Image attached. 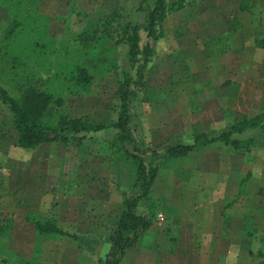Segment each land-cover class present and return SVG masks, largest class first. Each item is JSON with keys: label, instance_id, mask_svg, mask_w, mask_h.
<instances>
[{"label": "rangeland", "instance_id": "374dc122", "mask_svg": "<svg viewBox=\"0 0 264 264\" xmlns=\"http://www.w3.org/2000/svg\"><path fill=\"white\" fill-rule=\"evenodd\" d=\"M6 1H0V82L19 97L28 79L32 83L37 80L41 88L65 98L61 110L67 116L106 125L90 131L80 143L50 142L27 151L17 146L12 111L0 99V225L4 226L0 264H47L43 261V238L35 234L34 226L22 229L27 219H46L47 210L58 205L61 195L70 193L79 182L78 201L68 205L86 212L94 201L97 213L106 219L101 220V230L112 233L125 197L135 193L136 166L122 148L118 151L122 143L114 123L121 110V82L125 74L135 76L137 69L126 42L131 28L124 25L142 22L146 12L139 0ZM185 2V7L169 13L161 24L162 31L172 35L168 39L175 40L178 48L169 53L177 59L169 63L166 55L161 60L154 54L146 86L132 104L133 134L141 148L158 153L160 166L152 193L142 200L140 211L148 213L152 223H166L176 213L173 203H185L179 218L190 221L186 226L189 233L174 234L166 226L159 236L161 247L177 252L173 264H264V127L233 134L241 140H257L248 151L233 150L224 140H217L209 145L200 141L203 147L186 156L171 157L166 152L169 145L195 144V135L212 126L216 129L210 134L213 138L238 119L264 113V49L255 44L256 35L264 33V18L259 29L249 27L244 67L228 74L218 64H209L205 45L209 36L222 29L215 24L219 21L213 19L215 14L221 21L237 13L236 0ZM215 2L229 6L214 9ZM19 9L23 16H36L43 24L37 34L40 29L45 31L43 41L51 48L45 56H33L24 43L32 41L34 32L19 39L6 35L5 29ZM85 30H96L88 46L81 37ZM141 35L142 45L150 41L145 31ZM161 41L152 43L155 52ZM104 49L110 61L101 63ZM164 60L168 64H163ZM114 61L116 67L110 68ZM186 61L193 65L188 67ZM69 64H80L93 75L85 89L79 88V94L70 92L69 84L52 78L58 67ZM214 82L224 84L211 89ZM252 165L256 169H251ZM92 185L94 191L89 194L86 190ZM216 187L221 189L220 197L214 198ZM226 188L231 190L226 192ZM223 197L227 198L221 202ZM15 224L20 231H15ZM83 236L71 238L86 249L89 243ZM107 237V233L100 235V245ZM109 251L110 247L94 264L105 262Z\"/></svg>", "mask_w": 264, "mask_h": 264}, {"label": "trees", "instance_id": "16d2710c", "mask_svg": "<svg viewBox=\"0 0 264 264\" xmlns=\"http://www.w3.org/2000/svg\"><path fill=\"white\" fill-rule=\"evenodd\" d=\"M6 4L8 1L0 0ZM13 1V0H12ZM140 8L145 11L144 20L136 25H124L130 27L131 34L128 35L126 42L129 44L134 62L137 63L135 76L125 74L120 85L121 110L119 117L114 123L118 130L117 138L122 143L118 149L131 157L136 166L135 193L127 195L124 199V209L117 219L113 232L108 235L107 240L110 243L111 251L101 264H123V258L126 252L132 248L152 225V218L148 213L139 210L142 200L149 196L150 190L159 173V164L157 162L158 153L150 148L143 149L133 134L132 129V104L136 99L138 92L142 91L147 83V71L151 57L154 56L152 43L160 40L164 32L161 24L166 16L187 5L185 0H139ZM20 2V0H18ZM240 9L249 14L252 27L259 29L263 21V11L261 0H241ZM16 13L10 24L6 27L5 33L10 38L19 39L27 33L34 32L32 41L25 40L33 56H45L49 53L48 45L43 41L46 38L44 30L40 29L37 34V28L43 26L38 17L33 15L23 16L22 10ZM145 31L150 41L142 45L141 32ZM96 30H85L83 37L85 45L95 39ZM248 28L240 16H234L227 22V28L219 35L215 36L207 45L213 55H224L228 53H244L247 49L244 45L248 39ZM255 37V44L258 48L264 49V33L260 31ZM37 34V35H36ZM263 35V36H261ZM24 37V36H23ZM104 49L103 56L99 59L101 63L110 61ZM27 59L30 56H26ZM28 65V64H27ZM24 64V66H27ZM115 61L110 68H115ZM60 84H69L70 92L79 94V88H86L93 80V75L89 69L80 64H69L64 68L58 67L56 74L52 76ZM42 80L41 78H39ZM27 87L22 96L13 95L10 90L0 82V99L3 103L9 104L12 111L13 125L18 132L16 141L20 148L32 151L45 143L62 142L68 144L71 141L83 142L90 131H99L106 125L101 123L88 124L82 118H71L61 110L64 99L61 94L55 95L50 89L41 88L36 80H27ZM63 111V112H61ZM57 115V116H56ZM54 116V117H53ZM264 127V113L249 119L240 120L222 131L219 136L209 138L207 133L196 136L195 144H179L177 146L169 145L166 152L171 157L186 156L194 150L200 141L205 143L225 140L234 150H250V146L257 142L250 138L241 140L234 138L233 134L242 133L250 128ZM126 146V147H125ZM127 146L130 148L127 149ZM149 153V157H148ZM36 229L44 235L68 236L78 239V235L65 231L53 222L35 221ZM4 226L0 225L2 234Z\"/></svg>", "mask_w": 264, "mask_h": 264}, {"label": "crops", "instance_id": "0c3cea01", "mask_svg": "<svg viewBox=\"0 0 264 264\" xmlns=\"http://www.w3.org/2000/svg\"><path fill=\"white\" fill-rule=\"evenodd\" d=\"M228 6L229 5H226V4L220 5V3L215 2L212 7L214 9L219 8L220 10H222V9H226ZM236 6H237L238 12L235 14L229 15V17L227 16L226 18H223V20H221V21H220V19H218V14H215L213 19L219 20L217 22L215 21V24L220 25L222 27V29L218 33L209 36V39H208L209 42L207 41L206 45H205L206 48H207V45L211 42V40L215 36L219 35L222 31H224L227 28L228 20L234 16H240L243 19V21L246 24L248 31H249V27L252 26L249 14L240 9L241 0H236ZM261 7H262V11H263V18H264V0H261ZM167 17H168V15L166 16V18ZM211 22H214V21H211ZM262 24H263V21H262ZM170 36H172V35H166L164 33L163 37L161 38L162 39L161 46H160V48H158L159 51L155 52V56H156V58L161 57V60H163L162 57H164V55H166L167 60L170 61L169 63H172V60L174 61V59H177V58H175V56L169 52H173L174 48H178V47L175 45V40L170 41L168 39ZM195 44H196V41H195ZM244 45H245V43H244ZM207 50L209 51V53H208L206 58L209 60L208 61L209 64H211V66L213 64H218V66L221 69H223L224 72H227L228 74L238 72L241 68L244 67V55H243V53L238 52V53H228V54H224V55H213L211 49H207ZM170 55H171V57H168ZM180 59H182V57ZM166 63H167V61L163 62V64H166ZM163 64H159L157 66H161ZM187 64H188V62H187ZM191 65H193V64L192 63L188 64V67ZM151 67H152V63L149 66V68L151 69ZM212 69H215V66H213V68H211V70ZM219 71L222 72L221 70H219ZM208 75L211 77L210 72H208ZM211 79L214 80L215 78L211 77ZM223 84L224 83H222L221 85L218 86L217 83L214 82L213 86H215V87H213L211 89L222 88ZM243 119L244 118L238 119L234 123H236L240 120H243ZM234 123H232L231 125H233ZM231 125H229V126H231ZM215 130L216 129L213 128V126H212L208 132L204 131L202 133H207L209 138H212V137H210V134H212V132H214ZM202 133H199V134H202ZM199 134L195 135V140H196V136ZM224 142H225V140H224ZM212 143H214V142L207 143V145L212 144ZM45 144H47V143H45ZM201 147H203V146H200L198 144V145H196L195 149L192 151L198 150ZM230 148H232V147L230 146ZM192 151H190L188 154H190ZM236 151H238V150H236ZM243 151H248V150H243ZM250 168L256 169V166L252 165ZM155 181H154V183H155ZM154 183H153V185H154ZM68 184H71V183H68ZM74 185H75V189L71 190L70 193H68L67 195H61L58 205L52 206V204H51V206H52L51 210H47V212L45 213L46 219L42 220V219L30 218V219H27L28 221H26V223L23 224L22 229H28L29 226H31V227L34 226L33 231L35 232V234H39L38 236L43 238V239H40V240L44 241V243L41 244V246L43 247V261H45L47 264H89V263L94 264V262L96 260L101 259V256L103 255L102 253H104L108 247H110V250H111L112 246H110V243L108 240H105V242H103V244L100 245V239H99L100 235L107 233V236H108L111 233L109 232L110 229H106V233L104 232L103 229L101 230V224H102L101 222L102 221L104 222L106 219H104L105 216L102 217L97 213L99 209L96 208V205H94V201H91V206H92V207H90L91 210L87 211L88 210L87 209L86 212L84 210H81V208L77 209V211H75L74 207H71L68 205V203L73 204V203L77 202L78 201L77 197L80 196V192H81L80 185H82V184H80L78 182V183H74ZM153 185H152V188H153ZM152 188L150 190L149 196L146 199H148L150 197V195L152 193ZM220 190L221 189L219 187H216V189L212 190V194H213L214 198L220 197V195H219ZM228 190H231V188H229V189L226 188L225 191L227 192ZM235 190L236 189H234L233 191H235ZM93 191H94L93 185L91 186L90 190L89 189L86 190V192H88L89 194L93 193ZM223 192H224V189H223ZM236 192L237 191H235L234 193H236ZM226 198L227 197H223L221 202ZM146 199H144V200H146ZM47 200H48V203H50V198H48ZM79 201L80 202L82 201V197H80ZM225 202H226V205L229 204L228 203L229 200H227ZM189 204H191V203H189ZM197 206H199V205H197ZM211 206H212V203H211ZM94 208H96V209L94 210ZM172 208H174V210L176 211L175 215L172 216V219H168L166 223H162V222H158V221L153 222L151 227L146 232H144L142 234L139 241L126 252V254L123 258V264H165V263L173 264L172 262L174 261V259L176 257L175 253L177 254V252H174V250L172 248H168L165 250L163 247H161L160 238H159L160 233H161L163 228H166V226H170L169 228L172 229V232L174 234L181 233V232H185L186 234H188L189 232H188V228L186 230V226L187 227L189 226L190 221H187L185 223V220H181L179 218L180 217V210H182V208L186 209L185 203H183L181 200L176 202V203H173ZM139 210H140V206H139ZM160 219H161V217H160ZM160 219H158V220H160ZM38 220L45 221V222H48V221L53 222L56 225H58L59 227H61L62 229H64L65 231H68L72 234L78 235L79 238L80 237L83 238L84 237L83 235H86L88 237V238L86 237V239L88 240L89 244L86 245V249L85 248L83 249V247H81L80 244H78V241L73 242L71 237L61 236L62 238L66 239V240L60 241L57 239V238H59V235L41 234L38 232V230L36 229L35 224H34V222L38 221ZM108 220H110V217H108ZM17 224H15V225H17ZM194 225H195V223H194ZM17 226H18L17 228H14L15 231H20L19 225H17ZM18 234H19V232H18ZM179 236H182V235H179ZM181 238L183 240L185 238V236H183ZM78 239H75V240H78ZM54 240H56V241H54ZM182 240L179 241L178 245H180V243H182ZM88 250L90 252H89V254H86L85 252ZM93 253H94V257H92ZM4 264H10V263H4ZM176 264H178V263L176 262Z\"/></svg>", "mask_w": 264, "mask_h": 264}]
</instances>
